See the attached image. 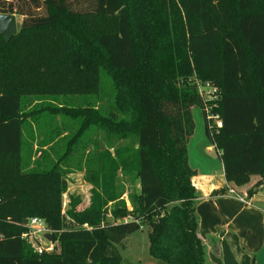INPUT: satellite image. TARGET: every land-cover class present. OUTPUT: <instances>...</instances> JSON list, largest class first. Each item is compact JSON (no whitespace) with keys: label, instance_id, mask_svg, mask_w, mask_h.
I'll list each match as a JSON object with an SVG mask.
<instances>
[{"label":"trees","instance_id":"obj_1","mask_svg":"<svg viewBox=\"0 0 264 264\" xmlns=\"http://www.w3.org/2000/svg\"><path fill=\"white\" fill-rule=\"evenodd\" d=\"M20 1L0 0V14L24 16L9 41L0 34V264H125L119 246L145 224L155 259L211 264L189 163L193 107L203 110L229 188L251 195L264 184V0ZM104 17L116 19L114 30L100 27ZM100 78L103 198L92 199L98 217L71 214L89 228L64 227L61 162L23 168L25 96L88 90ZM206 82L219 91L218 129L198 90ZM119 170L138 178L136 206L113 209L115 220L105 221L119 198ZM30 217L55 231L58 252L39 254L21 238Z\"/></svg>","mask_w":264,"mask_h":264},{"label":"rangeland","instance_id":"obj_2","mask_svg":"<svg viewBox=\"0 0 264 264\" xmlns=\"http://www.w3.org/2000/svg\"><path fill=\"white\" fill-rule=\"evenodd\" d=\"M11 1L16 6H21L20 0ZM15 15L19 25L24 16ZM99 23L105 31L116 28L114 17L101 18ZM101 83L105 84V81H101L100 78L88 90L78 89L76 91L74 89L72 92L62 94L40 93L25 96L24 110H27L29 115L27 116V123L24 124L22 161L28 162V165H24L23 168L33 172L41 170L42 168L39 167L41 165L46 167L50 162L54 163L58 160L61 162V177L66 180L65 191L60 195L64 227L89 228L87 223L80 224L72 215L88 213L89 218L93 215L98 217L96 213H90L94 205L92 199L94 197L97 202L101 203L103 198L99 186L100 181L96 177L100 169L102 152V136L100 137L98 118L100 112H103L102 101L107 104V101L102 99L104 93ZM58 107L71 108V113L67 115L58 114L56 110ZM90 111L98 115L95 117L91 114L80 115V113L86 114ZM193 114L196 126L191 141L202 143L201 140H206L205 147L211 146V151L203 146L205 158H211V161L212 158L218 159L217 151L205 133V117L202 108L197 105L194 106ZM92 121L95 123L89 124L80 131L81 127ZM115 188L119 198L106 207L108 213L105 216V221L113 222L115 220V217L110 213L113 209L123 207L129 212H133L136 206L135 200L139 190V181L134 172L128 173L119 170ZM120 214L121 212H117V215ZM119 251L125 264H166L151 256L146 224L138 231L130 234L126 238L124 246H119ZM262 256L264 253L259 255L258 259ZM261 264H263V260Z\"/></svg>","mask_w":264,"mask_h":264},{"label":"crops","instance_id":"obj_3","mask_svg":"<svg viewBox=\"0 0 264 264\" xmlns=\"http://www.w3.org/2000/svg\"><path fill=\"white\" fill-rule=\"evenodd\" d=\"M194 134L188 143L189 163L197 171L192 182L201 193L196 208L198 234L207 245L208 262L261 264L263 260L264 264V256L258 259L264 253V184L257 185L251 195L242 188L238 195L232 194L220 152L215 148L218 159L214 161L205 158L206 140L193 142ZM205 148L211 151V146Z\"/></svg>","mask_w":264,"mask_h":264},{"label":"built area","instance_id":"obj_4","mask_svg":"<svg viewBox=\"0 0 264 264\" xmlns=\"http://www.w3.org/2000/svg\"><path fill=\"white\" fill-rule=\"evenodd\" d=\"M198 86L200 95L206 101L205 112L210 126L215 129L221 128L222 120L220 114L213 109L217 106L215 102L219 97V91L208 82L204 84L199 83ZM230 192L238 195L231 188ZM240 199L243 202H246L244 197H240ZM24 225L27 226V230L21 234V238L25 240L35 252L42 254L59 251L58 241L53 239V233L55 231L48 226L47 222L43 218H27V222ZM46 234H50L51 238L48 239Z\"/></svg>","mask_w":264,"mask_h":264},{"label":"water","instance_id":"obj_5","mask_svg":"<svg viewBox=\"0 0 264 264\" xmlns=\"http://www.w3.org/2000/svg\"><path fill=\"white\" fill-rule=\"evenodd\" d=\"M18 31V21L15 14H0V34L5 37L6 41H9ZM27 219L24 220L26 224ZM48 239L51 238L50 234H46Z\"/></svg>","mask_w":264,"mask_h":264}]
</instances>
